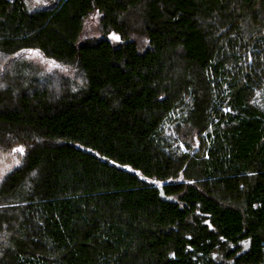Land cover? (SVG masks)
<instances>
[{
  "label": "trees",
  "instance_id": "obj_1",
  "mask_svg": "<svg viewBox=\"0 0 264 264\" xmlns=\"http://www.w3.org/2000/svg\"><path fill=\"white\" fill-rule=\"evenodd\" d=\"M2 62L0 264H264V0H0Z\"/></svg>",
  "mask_w": 264,
  "mask_h": 264
},
{
  "label": "rangeland",
  "instance_id": "obj_2",
  "mask_svg": "<svg viewBox=\"0 0 264 264\" xmlns=\"http://www.w3.org/2000/svg\"><path fill=\"white\" fill-rule=\"evenodd\" d=\"M55 0H24L29 10H36L40 8L47 7L53 4ZM101 31L98 24V15L93 13L91 14L83 25L82 38L87 40H96L101 38ZM114 41L118 40V37L114 34L108 36ZM38 53V55H36ZM17 58L29 62L34 67H37L41 71H44L48 74H57L60 76L70 77L74 79V72L67 66H63L51 59L43 57L36 50H29L20 52L17 55ZM4 64L2 62L0 67ZM22 150V151H19ZM24 148L17 146L12 148L9 151H0V181L10 172L18 168L23 159Z\"/></svg>",
  "mask_w": 264,
  "mask_h": 264
},
{
  "label": "snow or ice",
  "instance_id": "obj_3",
  "mask_svg": "<svg viewBox=\"0 0 264 264\" xmlns=\"http://www.w3.org/2000/svg\"><path fill=\"white\" fill-rule=\"evenodd\" d=\"M36 55H38V53ZM19 151H22V150H19Z\"/></svg>",
  "mask_w": 264,
  "mask_h": 264
}]
</instances>
